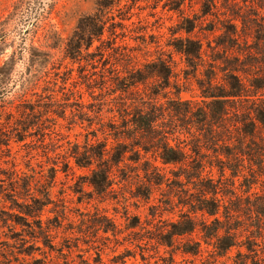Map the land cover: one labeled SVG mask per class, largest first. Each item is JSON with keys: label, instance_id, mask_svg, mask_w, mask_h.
<instances>
[{"label": "trees", "instance_id": "1", "mask_svg": "<svg viewBox=\"0 0 264 264\" xmlns=\"http://www.w3.org/2000/svg\"><path fill=\"white\" fill-rule=\"evenodd\" d=\"M138 1L157 6L162 0H97L95 12L79 19L66 54L75 60L85 58L84 53L96 56L97 52L90 51L95 40L103 47L109 41L112 49L114 45L126 49L127 43L119 45L117 41L126 37L128 21L133 16L131 9ZM221 1L223 9L219 0H203L200 14L192 18L184 14L183 1L165 0L164 8L182 14L178 31L186 35L167 42L172 51L166 56L162 53L141 66L136 62L129 69L119 70L116 63L109 65L104 48H96L101 55L97 61L103 65V84L107 83L105 70L112 73L115 87L110 90L114 93L139 92L143 85L147 99L143 97L138 103L122 98L115 106L103 102L109 105L108 122L104 123L103 108L98 111L103 140L94 131L93 138H87L82 148L72 144L71 155L79 167H91L88 183L102 197L115 191L114 170L122 169L128 161L142 166L151 185L165 184L176 189L178 201L166 202L170 209H164L175 213L178 208V218L163 220L165 224L151 237L158 244L171 246L175 237L196 233L199 239H191L193 244L186 242L184 253L197 255L205 243L213 247L216 257L228 256L236 249L234 264H264V189L261 194L253 191L257 184L264 185V66L260 68L264 65V0ZM129 2H133L132 6ZM115 8L119 13H114ZM209 16H215L221 26L213 20L208 22L207 30L214 34L215 45L209 42L206 49L204 41L192 34L198 23ZM216 30L220 33L216 34ZM107 33L111 39H105ZM173 52L184 59V79L195 80L200 99L182 98V78L175 68ZM124 56L132 58L129 53ZM92 65H96L95 61ZM6 66L7 63L0 68V112L8 108L6 97L11 92L4 82ZM170 88L175 89V97L169 96ZM21 95L16 107L25 108L19 109L20 114L40 116L39 121H43L45 116L49 120L52 112L56 113L49 107L57 101L55 96L42 106L41 102L27 105L29 99ZM161 95L167 105L159 102ZM41 107H45L44 111ZM6 115L7 119L13 117L12 111ZM1 116L2 112L0 126ZM15 130L17 140H23L20 129ZM10 138L5 143L8 147ZM56 170L50 169L52 182ZM19 179L22 184L14 185L12 191L23 192L24 200L19 202L12 194L9 200L13 212L3 211L13 215L15 224L25 226L33 239H42L44 245L55 249L52 231L60 224L51 226V219L43 218L46 207L53 203L52 183L39 185L34 174L17 175L11 183ZM238 189L244 194H239ZM152 193V187L138 188L135 196L149 202ZM139 223V217L134 216L130 227ZM96 226L105 233L117 229L106 215L98 216ZM39 262L34 258L33 264Z\"/></svg>", "mask_w": 264, "mask_h": 264}, {"label": "rangeland", "instance_id": "2", "mask_svg": "<svg viewBox=\"0 0 264 264\" xmlns=\"http://www.w3.org/2000/svg\"><path fill=\"white\" fill-rule=\"evenodd\" d=\"M181 1L184 14L192 18L200 14L203 0ZM96 2L0 0V68L7 63L4 82L7 81L11 90L6 97L8 108L1 110L0 264H33L34 258L40 259L37 264H234L236 249L229 252L230 257H216L213 247L202 243L199 254L184 253L186 242L193 244L192 240L199 239L196 233L175 237L171 246L158 244L156 239H151L157 234V228L165 224L163 220L178 218V208L175 213L164 209L169 208L166 202L172 199L177 202L178 197L175 196L176 189L171 186L164 184L158 187L147 182L139 163L128 161L122 164V169L117 171L115 168V191L102 197L88 183L91 167H79L71 155L72 144L78 143L82 148L87 138H93L94 131H98L97 138L103 140L98 111L103 108L102 116L106 123V110L109 107L103 102L109 101L108 104L115 106L122 98L138 103L143 97L147 99V90L143 85L139 92L114 93L110 90L115 87L112 73L105 70L107 83L103 84V65L102 61H97L101 55L96 49L101 45L100 41L95 40L90 48V51L97 52L96 56L84 53L85 58L75 60L66 54L67 44L77 29L79 19L94 13ZM164 2L162 0L156 6L154 2L138 1L133 5L126 37L117 41L119 45L127 43L129 46L123 49L114 45L112 49L108 47L112 46L109 41L105 42L104 47L100 46L105 50L109 65L116 63L119 70H125L136 62L141 66L162 53L166 56L172 51L167 42L185 34L178 31L182 14L164 8ZM221 2L219 0L223 9ZM132 3L129 2V5L132 6ZM113 11L119 13L116 8ZM212 20L221 26L215 16H209L206 21L202 19L198 23L192 34L204 41L206 49L209 42L215 45L214 34L207 30L210 28L208 22ZM218 33L220 30H216ZM105 39H111L109 33ZM125 53L131 54L132 58L124 56ZM173 56L175 68L182 78V98L200 99L195 80L192 77L184 79V59L176 52H173ZM94 61L96 65H92ZM263 66L260 68L263 69ZM169 91V96L175 97V89L170 88ZM21 94L29 99L27 105L41 102L42 106L51 102L52 95L55 96L57 101L49 106L56 112H52L53 118L47 120L45 116L43 121H39L40 116L20 114L19 109L22 111L25 108L16 107L20 105ZM159 102L167 105L162 95ZM7 111H12L11 119H7ZM16 128L22 132L23 140H17ZM9 137L8 147L5 143ZM52 167L57 169L53 182ZM33 174L40 181L39 185L52 183L53 203L46 207L43 218H50L51 226L60 224L52 231L55 249L44 245L42 239H33L24 230L25 226L15 224L13 215L10 217L3 211L13 212L9 200L12 194L19 202L24 200L23 192L12 191L14 185L22 184V180L13 184L11 178ZM144 187L147 190L152 187L149 202L135 196L137 189L143 190ZM262 189L264 185L259 183L253 191L261 194ZM237 191L244 194L241 189ZM100 215L113 220L117 225L116 232L105 233L97 229ZM134 216L139 217L140 223L130 227ZM67 246H71V249Z\"/></svg>", "mask_w": 264, "mask_h": 264}]
</instances>
